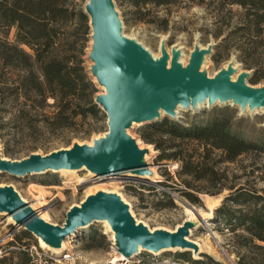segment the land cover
<instances>
[{
    "label": "rangeland",
    "instance_id": "1",
    "mask_svg": "<svg viewBox=\"0 0 264 264\" xmlns=\"http://www.w3.org/2000/svg\"><path fill=\"white\" fill-rule=\"evenodd\" d=\"M87 2L88 0H81L84 8ZM216 2L176 0L169 5H148L143 9L144 14L138 13L137 7L128 3L119 4L114 0V5L122 22L124 34L141 43L152 55L159 54L160 41L167 49L179 46L182 52V65L185 66L196 45L211 47L199 68V71L205 72L207 76L214 77L229 60L234 62L238 72L249 70L252 74L257 70L258 75H264V46L256 47L253 42L256 39H253L251 34L236 30L242 21L244 8L238 4L221 7ZM217 32H221L218 37L215 36ZM91 33L92 29L84 48V63L96 84L97 96L105 93V86L92 73L94 61L89 57L93 44ZM9 37L13 39L14 28L11 29ZM248 52L251 55H248ZM241 57L247 61L259 60L262 66L248 69L241 61ZM236 77L237 74L232 79L235 80ZM247 81L255 87L264 86V78L255 83L250 82L248 78ZM1 86L3 85L0 81V90H3ZM3 95L0 91V120L6 121L16 107L14 104L17 105L18 102L6 105L3 103ZM50 101L51 98H48L47 102ZM100 107L99 118L91 119L89 123L84 124L78 121L70 128L48 130L35 118L31 120L32 127L27 126L29 120L19 121L16 127L8 123L3 129L0 128V155L3 158L20 160L30 154L45 155L58 149L70 148L75 143L93 144V140L103 136L108 129L107 115L101 105ZM218 108L232 110L235 119L239 121L247 135L264 137V108L243 109L232 101H217L213 105L205 104L197 109L183 107L178 110L175 117L162 113L158 119L168 116L185 123L207 118L212 110ZM51 109L47 107V110ZM151 122L138 124L134 121L127 128L131 139L145 152L143 161L151 171L147 175L121 172L109 175L104 178L105 180L95 181L92 180L95 173L86 167L78 168L75 172L51 169L24 175L0 170V187L12 186L23 200L33 203L34 209L45 213L47 221L54 224H63L72 207L80 205L87 196L98 191L120 195L125 202L130 203V213L137 222L143 223L152 231L171 232L189 223L186 235L195 246L169 247L159 250L157 254L142 249L134 256L132 254L135 252L130 254L132 257L124 261L127 264L175 263L178 262L176 256L179 252H188L192 258L201 259H206L203 254L207 253L224 264H238V254H242L245 248L238 243L242 238L236 234L245 233L237 226L232 230L233 223L226 222L216 209L244 208L246 202L235 203L227 199V196L240 188L259 195L258 205L264 203V154L247 153L240 155L235 161L217 163L216 168L219 172L214 184L192 181L194 186H201L207 191L198 192V203L191 202L174 189L183 186L176 172L179 162L176 160L160 162L157 158L159 150L139 135V128ZM78 176L83 179L77 180ZM220 185L225 187L216 192ZM106 228L101 220L80 226L65 237V245L59 249L41 246L37 236L28 230L31 235L23 238L22 242H25L23 247H27L34 264H110L109 261L115 251L119 250L112 237V231ZM22 229L24 228L12 217H8L7 212H0V257L6 254V249L15 247L8 246L7 242L11 240L14 232ZM179 263L190 264L188 261Z\"/></svg>",
    "mask_w": 264,
    "mask_h": 264
},
{
    "label": "trees",
    "instance_id": "2",
    "mask_svg": "<svg viewBox=\"0 0 264 264\" xmlns=\"http://www.w3.org/2000/svg\"><path fill=\"white\" fill-rule=\"evenodd\" d=\"M117 1L137 7V12L144 14L143 9L148 5H169L176 0ZM215 1L221 7L242 6V21L236 30L251 34L256 39L253 41L256 47L264 46V0ZM90 32V18L81 0H0V81L3 85L0 91L4 94V104L18 102L9 119L0 120L1 129L8 123L16 127V123L24 120H29L27 126L32 127L31 120L35 118L44 128L56 130L70 128L78 121L89 123L101 116V107L95 101L97 87L84 63V48ZM220 35L221 32L215 34L216 37ZM240 59L248 69L262 66L259 60ZM261 78L264 75H258L257 70L248 76L252 83ZM47 107L52 109L47 110ZM242 129L232 110L218 108L207 118L185 123L164 116L143 125L138 132L144 141L159 150L160 162H179L176 172L183 186L174 189L198 203V192L207 189L194 186L193 180L214 184L218 179L217 163L232 162L247 153L264 154V137L247 135ZM224 187L220 185L216 192ZM258 198L259 195L240 188L227 199L246 202L244 208L216 209L226 222L233 223L232 230L237 226L245 233L235 232L242 238L238 243L245 248L238 254V264H264V203L258 205ZM30 235L26 229L14 232L7 244L15 247L6 249L0 264H34L22 242ZM203 256L206 259L179 252L178 262L170 264H181V261L224 264L210 254Z\"/></svg>",
    "mask_w": 264,
    "mask_h": 264
},
{
    "label": "water",
    "instance_id": "3",
    "mask_svg": "<svg viewBox=\"0 0 264 264\" xmlns=\"http://www.w3.org/2000/svg\"><path fill=\"white\" fill-rule=\"evenodd\" d=\"M85 10L92 29V73L105 86V93L97 95L95 101L107 115V131L92 145L75 143L70 148L45 155L30 154L20 160L0 155L1 171L24 175L86 167L95 174L150 173L143 161L144 150L127 133L132 122L156 120L161 110L175 117L177 105L196 107L205 100L208 105L232 101L243 109L264 108V86L255 87L247 81L249 70L238 72L235 80L231 78L233 65L220 69L214 77L199 71L211 47L196 45L185 66L179 61L181 50L177 47L172 48L170 57L164 45L155 58L141 43L124 34L114 0H88ZM3 211L51 246H59L69 233L94 220L108 221L118 250L126 256L139 247L160 250L195 246L184 239L189 223L171 232L151 231L137 222L120 195L106 191L89 195L72 207L60 225L41 218L12 186L4 185L0 187V212Z\"/></svg>",
    "mask_w": 264,
    "mask_h": 264
},
{
    "label": "bare ground",
    "instance_id": "4",
    "mask_svg": "<svg viewBox=\"0 0 264 264\" xmlns=\"http://www.w3.org/2000/svg\"><path fill=\"white\" fill-rule=\"evenodd\" d=\"M163 46H164V43L160 41V45H159L160 52H159V54H153V56H154L155 58H157V57L161 54V50H162ZM176 47L180 49L179 46H174V47H172V48H176ZM165 48H166V47H165ZM166 50H167V52L169 53V56L171 57V50H172V49H167V48H166ZM181 55H182V52H181ZM181 55H180V57H179V61L182 63V62H183V59H182ZM185 64H186V63H185ZM224 64H225V63H224ZM224 64H223V65H224ZM229 65H233V67L235 68L234 74L231 76V78H234V77L236 76V74H238V70L236 69V66H235V64H234L233 61H230V60L227 61V63L223 66V68H226V67L229 66ZM168 68H170V60L168 61ZM205 104H207V100L203 101L202 103H198L196 107H192V106H191V107L194 108V109H197V108H199V107H201L202 105H205ZM247 107H248V106H247ZM180 108H183V106H181V105H177V107H176V109H175V110H176L175 112L177 113L178 110H179ZM162 113H164L163 110H161V114H162ZM138 124H140V122H138ZM89 145H92V143H90ZM145 157H146V154H145ZM144 159H145V158H144ZM81 168H85V167H81ZM81 168H79V169H81ZM86 169H87V168H86ZM52 170H54V169H52ZM76 170H78V169L61 168V169H59V170H57V171H61V172H75ZM126 172H129V171H126ZM113 174H114V173H108V174H94V177L92 178V180L100 181V180H103L104 178H106L107 176H109V175H113ZM115 174H118V173H115ZM146 175H147V173H146ZM77 178H78L77 180H82V179H83L81 176H78ZM104 180H105V179H104ZM124 201H125V200H124ZM27 203H28V204L34 209V206H35V205H34L33 203H30V202H27ZM126 203H127L128 205L130 204L128 201H126ZM211 206H212V205H211ZM34 210H35V209H34ZM36 212L39 214V216H40L41 218L47 220V217H46L45 213H42V212H40V211H36ZM2 213H3V212H2ZM7 214H8V217H9V218L12 217L9 213H7ZM195 218H196V217H195ZM101 222H103L104 226H106L109 230L112 231V237L115 239V237H116L115 232L111 229V226H110V224L108 223V221H107V220H101ZM55 224H56V223H55ZM107 228H106V229H107ZM178 228H179V227H178ZM151 231H152V229H151ZM173 231H175V230H173ZM37 238L39 239L40 245L43 246V247L59 249V248H62V247L65 245V240H63L59 246H51V245H49V244H46L42 238H40V237H37ZM184 239H185V240H190L189 237H188L187 235L184 236ZM142 249H143V248L139 247V249H138L134 254H132V255L134 256V255L138 254L139 252L142 251ZM164 249H167V248H164ZM148 250H149L150 252H152V253H156V254L160 252L159 250H151V249H148ZM160 250H163V249H160ZM130 257H132V256H131V255H130V256H126L123 252L115 251V253H114L113 257L111 258V260L109 261V263H110V264H127V263L124 262V261L129 260Z\"/></svg>",
    "mask_w": 264,
    "mask_h": 264
}]
</instances>
